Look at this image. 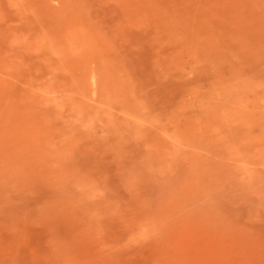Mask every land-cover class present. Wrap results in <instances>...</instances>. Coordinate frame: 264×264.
Instances as JSON below:
<instances>
[{
  "label": "rangeland",
  "instance_id": "374dc122",
  "mask_svg": "<svg viewBox=\"0 0 264 264\" xmlns=\"http://www.w3.org/2000/svg\"><path fill=\"white\" fill-rule=\"evenodd\" d=\"M0 264H264V0H0Z\"/></svg>",
  "mask_w": 264,
  "mask_h": 264
}]
</instances>
